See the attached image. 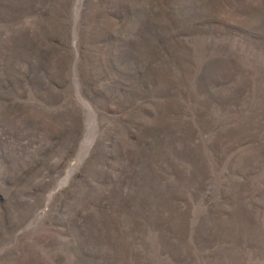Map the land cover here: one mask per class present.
Here are the masks:
<instances>
[{
	"label": "rangeland",
	"instance_id": "374dc122",
	"mask_svg": "<svg viewBox=\"0 0 264 264\" xmlns=\"http://www.w3.org/2000/svg\"><path fill=\"white\" fill-rule=\"evenodd\" d=\"M0 264H264V0H0Z\"/></svg>",
	"mask_w": 264,
	"mask_h": 264
}]
</instances>
